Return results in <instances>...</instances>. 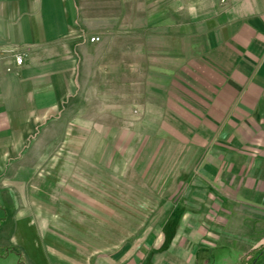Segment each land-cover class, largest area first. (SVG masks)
Returning <instances> with one entry per match:
<instances>
[{
	"label": "crops",
	"instance_id": "crops-1",
	"mask_svg": "<svg viewBox=\"0 0 264 264\" xmlns=\"http://www.w3.org/2000/svg\"><path fill=\"white\" fill-rule=\"evenodd\" d=\"M60 120L74 152L125 137L123 190L164 201L146 256L98 264H249L264 248V0H0V251H16L0 264H93L108 203L87 178L45 195L26 171L1 177L33 135L57 150Z\"/></svg>",
	"mask_w": 264,
	"mask_h": 264
},
{
	"label": "rangeland",
	"instance_id": "rangeland-1",
	"mask_svg": "<svg viewBox=\"0 0 264 264\" xmlns=\"http://www.w3.org/2000/svg\"><path fill=\"white\" fill-rule=\"evenodd\" d=\"M82 104H65V112L82 110ZM73 120H60L59 128L56 131L58 136L45 137V143L49 149L52 144L58 143L57 150H40L42 141L39 134L30 138V144L22 153H16L11 156V168L1 175L3 178L9 171L12 175L19 177L26 171L28 186L33 191H41L43 186L44 194L53 193L52 186L62 189L75 181L80 185L77 178H87L89 180L88 192H91L96 202L100 199L108 203L107 215H96L92 213V261L98 264L99 260L116 261L117 258L124 260L139 250L140 254H148L147 238L150 228L154 221L159 218L160 207L164 201L147 200L145 198H132L128 189L124 188L121 181L128 176L122 175L121 171L125 168L116 169L117 159H131L129 152H121V144L126 143V138L116 135H103L91 137V150L89 152H74L68 148L69 139L67 135L68 126H72ZM49 124V123H46ZM46 124L39 128V132L46 128ZM78 143V141H77ZM127 146V145H126ZM90 160L89 168H83V156ZM86 171V175H84ZM90 172V173H87ZM43 180V184L39 180ZM82 181V180H81ZM60 204L66 205L67 200L60 197ZM155 204V205H154ZM156 206V210H151ZM8 212L0 213V219L7 220L6 224L11 222L7 218ZM162 219V217H161ZM104 225L107 227L103 228ZM4 246L0 243V247ZM112 264H117L112 262Z\"/></svg>",
	"mask_w": 264,
	"mask_h": 264
},
{
	"label": "trees",
	"instance_id": "trees-1",
	"mask_svg": "<svg viewBox=\"0 0 264 264\" xmlns=\"http://www.w3.org/2000/svg\"><path fill=\"white\" fill-rule=\"evenodd\" d=\"M9 252L16 253L13 247H7L4 252L0 251V258L6 257ZM17 255L19 256V263L26 264V260L23 255H21L20 253H17ZM262 255H264V248L254 253L252 257L249 256V264H255L261 258Z\"/></svg>",
	"mask_w": 264,
	"mask_h": 264
},
{
	"label": "built area",
	"instance_id": "built-area-1",
	"mask_svg": "<svg viewBox=\"0 0 264 264\" xmlns=\"http://www.w3.org/2000/svg\"><path fill=\"white\" fill-rule=\"evenodd\" d=\"M99 38H92L91 41L95 42V41H99ZM25 54L24 53H19L15 56V62L18 66H22L25 63Z\"/></svg>",
	"mask_w": 264,
	"mask_h": 264
}]
</instances>
